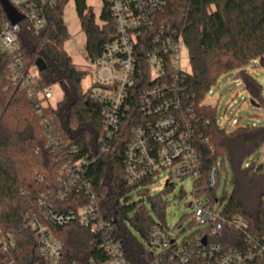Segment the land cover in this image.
Returning a JSON list of instances; mask_svg holds the SVG:
<instances>
[{
    "label": "trees",
    "instance_id": "1",
    "mask_svg": "<svg viewBox=\"0 0 264 264\" xmlns=\"http://www.w3.org/2000/svg\"><path fill=\"white\" fill-rule=\"evenodd\" d=\"M73 1L85 36V53L94 61L115 30L108 2L102 0L97 18L85 0ZM63 2L60 0L57 6L45 9L41 28L19 21V50L25 67L34 69L40 89L59 85L61 98L55 106L38 102L43 115L52 116L58 136L77 147L76 156L93 155L99 149L103 115L100 106L89 100L88 91L82 89L87 72L77 69L64 49L69 33L62 19ZM15 14L19 15L16 10ZM156 17L159 23L182 37L189 54L191 71L186 73L182 102L183 106H191L195 115L190 123L192 143L201 165L200 186L206 188L212 167L216 168L220 180L225 172V183H229V169L230 192L223 191L217 202L219 216L225 222L241 219L248 225L244 232L225 225L223 236L208 240V244H218L225 250H247L251 240L264 238V159L252 160L264 148V125L220 127L216 109L205 98L221 75L235 72L252 98L254 106L250 104L249 108L264 106L260 84L246 72L249 65L264 69V0H164ZM0 20L10 22L1 3ZM38 59L45 64L43 71L36 67ZM10 62L9 55L0 49V235L15 241L10 251L13 264H42L36 253L35 237L25 221L38 212L41 197L62 193L63 186L58 179L68 149L63 152L59 147L56 154L46 149L42 117L26 93L12 86ZM134 115L135 109L131 112ZM128 120L114 136L109 150L88 167L86 176L101 215L115 221L116 234L129 264H151L153 254L145 245L154 221L143 202H130L128 198L140 186L129 188L125 184L123 152L131 140L133 126ZM148 184L145 181L141 186ZM209 194L214 203L217 189ZM76 196L69 194L59 208L75 209ZM78 196V205L87 204L83 193ZM152 202L155 208L165 205L159 197ZM129 225L140 233L142 242ZM52 232L63 243L66 263L96 258L97 244L86 229L73 223L53 228ZM6 258L1 254L0 264H7ZM203 262L195 256L188 264ZM249 264H264V257L255 258Z\"/></svg>",
    "mask_w": 264,
    "mask_h": 264
},
{
    "label": "built area",
    "instance_id": "2",
    "mask_svg": "<svg viewBox=\"0 0 264 264\" xmlns=\"http://www.w3.org/2000/svg\"><path fill=\"white\" fill-rule=\"evenodd\" d=\"M69 0H64L62 9ZM10 6L35 28L45 21V9L58 5L60 0H7ZM114 34L103 45L99 57L92 61V84L89 100L100 106L103 115L102 132L98 137L96 154L76 156L77 147L65 143L55 132L52 116H44L38 102L48 104L58 84L40 89L37 75L25 67L23 54L19 50L20 23L11 24L0 20V49L11 58L10 82L22 89L31 102L37 105L42 117L46 137V149L52 154L62 151L65 156L58 182L62 193L54 197L43 196L38 203V212L25 221L27 229L36 240V253L42 264H129L124 248L117 236L115 221L103 218L96 195L87 178V169L94 165L101 154L109 150L110 143L121 125L129 118L132 126L131 140L123 152L125 184L127 187L145 188L148 191L163 171L178 182L190 180L192 223L203 230L178 243L173 240L162 223H154L147 233L146 246L153 254L151 264H188L193 257H200L203 264H249L255 258L264 257V238L251 240L247 250L222 249L209 243L223 236L225 225L236 231H245V221L233 219L225 222L219 216V201L215 202L209 192L218 190L220 179L212 167L207 176L206 188L200 186L201 165L199 153L193 146V131L190 120L191 106H183L184 80L181 70V53L185 48L182 37L157 21L156 14L163 8L164 0H107ZM60 89V88H59ZM208 94H211L209 91ZM264 104V98H263ZM135 109V115L131 116ZM187 114L189 117L185 116ZM239 125L238 120L230 123ZM213 151V148H209ZM42 181L41 177H38ZM149 181L147 186H141ZM168 182L165 188H170ZM172 187V186H171ZM76 194L75 209H61L69 194ZM79 193L87 198V204L78 205ZM77 224L86 229L96 242V258L85 262L66 263L63 260L64 246L52 232L53 228H64ZM15 241L0 235V255L10 257ZM13 263V261L11 260Z\"/></svg>",
    "mask_w": 264,
    "mask_h": 264
},
{
    "label": "rangeland",
    "instance_id": "3",
    "mask_svg": "<svg viewBox=\"0 0 264 264\" xmlns=\"http://www.w3.org/2000/svg\"><path fill=\"white\" fill-rule=\"evenodd\" d=\"M85 3L88 7L92 8L95 16L98 18L103 6L102 0H85ZM62 19L69 33V38L64 44V49L72 58L74 66L87 72L81 85L84 92L88 91L92 84L91 67L84 50L85 36L81 30L73 0H69L64 6ZM180 68L185 73L191 71L189 54L186 48L181 53ZM246 72L260 84L261 95L264 98V69L249 65L246 68ZM31 74L36 75L34 69L31 70ZM210 91L211 94H207L205 102L216 109V121L220 127H231L230 123L233 120H239V126L264 125V106L249 108L252 98L249 92L244 89L242 79L236 77L235 72L221 75ZM60 98V89L56 88L55 94L49 103L55 106ZM262 159H264V148L259 156L252 158L253 161ZM227 172L229 174V183H225L224 172L216 194L218 200L222 198L223 191L230 192L231 172L229 169ZM166 182L172 187L170 186V188L166 189ZM143 190L146 189L138 188L128 194L130 202H143L154 223H162L169 231L173 240L182 243L194 233L203 230L204 227H197L192 223L193 211L188 206L192 202L190 180L186 179L178 182L176 179L170 178L169 171L166 170L158 176V180L149 187L148 191L142 192ZM156 197H159L161 202L165 204L164 207L155 208L152 199ZM129 228L137 239L142 242L143 239L140 233L130 225ZM6 263L13 264L9 257L6 258Z\"/></svg>",
    "mask_w": 264,
    "mask_h": 264
},
{
    "label": "water",
    "instance_id": "4",
    "mask_svg": "<svg viewBox=\"0 0 264 264\" xmlns=\"http://www.w3.org/2000/svg\"><path fill=\"white\" fill-rule=\"evenodd\" d=\"M0 3L5 8V10L8 14V19L10 20L11 24H17V23H19V21L22 20L21 16L15 14V10L10 6V4L7 2V0H0ZM36 67H37L38 71H43L45 69V64L42 60L38 59L36 61ZM250 104H252V101H250Z\"/></svg>",
    "mask_w": 264,
    "mask_h": 264
}]
</instances>
